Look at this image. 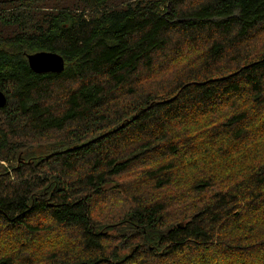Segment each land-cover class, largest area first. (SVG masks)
I'll return each instance as SVG.
<instances>
[{
    "label": "trees",
    "instance_id": "trees-1",
    "mask_svg": "<svg viewBox=\"0 0 264 264\" xmlns=\"http://www.w3.org/2000/svg\"><path fill=\"white\" fill-rule=\"evenodd\" d=\"M0 89V264H264V0H0Z\"/></svg>",
    "mask_w": 264,
    "mask_h": 264
},
{
    "label": "water",
    "instance_id": "water-1",
    "mask_svg": "<svg viewBox=\"0 0 264 264\" xmlns=\"http://www.w3.org/2000/svg\"><path fill=\"white\" fill-rule=\"evenodd\" d=\"M30 68L37 74L61 73L66 69L65 59L52 52H38L27 57ZM8 103L7 97L0 89V109Z\"/></svg>",
    "mask_w": 264,
    "mask_h": 264
},
{
    "label": "rangeland",
    "instance_id": "rangeland-1",
    "mask_svg": "<svg viewBox=\"0 0 264 264\" xmlns=\"http://www.w3.org/2000/svg\"><path fill=\"white\" fill-rule=\"evenodd\" d=\"M261 47H262V44H259V48H261ZM191 57H193V54L186 51L185 56H183V58L185 59L183 61V63L186 65L187 62L190 61L188 58H191ZM184 68L185 67L183 66V69ZM172 80L173 79H172L171 75L166 79V81H172ZM33 143L35 145L30 144L28 146V148L26 149V151L22 154V157H20L21 163L34 162V161H37V160L42 159L44 157H48L49 155L52 154L53 151H55L54 147H61L60 145L59 146H56V145L51 146V145L45 144L43 142H38V143L33 142ZM0 165H1L0 172H3L5 170V167L8 166L7 163H5V162H2ZM174 193H176V192L170 191L169 195H172ZM107 230H108V227L105 228V231L107 233H111L110 230H108V231ZM214 263H212V264H214Z\"/></svg>",
    "mask_w": 264,
    "mask_h": 264
}]
</instances>
